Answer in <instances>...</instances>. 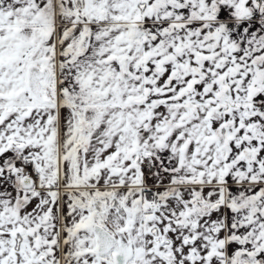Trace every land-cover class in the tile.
<instances>
[{"label":"snow or ice","instance_id":"1","mask_svg":"<svg viewBox=\"0 0 264 264\" xmlns=\"http://www.w3.org/2000/svg\"><path fill=\"white\" fill-rule=\"evenodd\" d=\"M0 264H264V0H0Z\"/></svg>","mask_w":264,"mask_h":264}]
</instances>
